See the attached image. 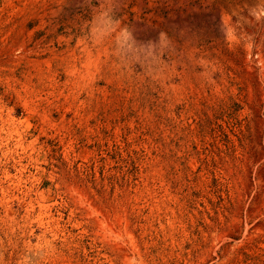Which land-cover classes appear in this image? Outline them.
Listing matches in <instances>:
<instances>
[{"label": "rangeland", "instance_id": "rangeland-1", "mask_svg": "<svg viewBox=\"0 0 264 264\" xmlns=\"http://www.w3.org/2000/svg\"><path fill=\"white\" fill-rule=\"evenodd\" d=\"M0 264H264V0H0Z\"/></svg>", "mask_w": 264, "mask_h": 264}, {"label": "clouds", "instance_id": "clouds-1", "mask_svg": "<svg viewBox=\"0 0 264 264\" xmlns=\"http://www.w3.org/2000/svg\"><path fill=\"white\" fill-rule=\"evenodd\" d=\"M165 36H166V34H165L164 32H161V33H160V39H164Z\"/></svg>", "mask_w": 264, "mask_h": 264}]
</instances>
